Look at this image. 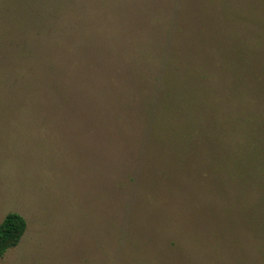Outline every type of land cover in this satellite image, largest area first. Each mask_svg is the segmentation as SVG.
<instances>
[{"label":"rangeland","instance_id":"obj_1","mask_svg":"<svg viewBox=\"0 0 264 264\" xmlns=\"http://www.w3.org/2000/svg\"><path fill=\"white\" fill-rule=\"evenodd\" d=\"M0 264H264V0H0Z\"/></svg>","mask_w":264,"mask_h":264},{"label":"trees","instance_id":"obj_2","mask_svg":"<svg viewBox=\"0 0 264 264\" xmlns=\"http://www.w3.org/2000/svg\"><path fill=\"white\" fill-rule=\"evenodd\" d=\"M26 229V222L16 213H8L0 223V258L15 247Z\"/></svg>","mask_w":264,"mask_h":264}]
</instances>
